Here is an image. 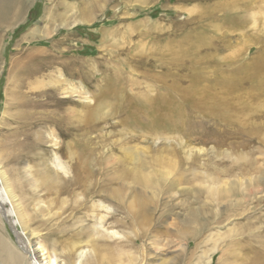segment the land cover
Here are the masks:
<instances>
[{
    "label": "rangeland",
    "instance_id": "obj_1",
    "mask_svg": "<svg viewBox=\"0 0 264 264\" xmlns=\"http://www.w3.org/2000/svg\"><path fill=\"white\" fill-rule=\"evenodd\" d=\"M24 1L0 26L18 229L58 264H264V0ZM69 153L100 163L80 213L49 182Z\"/></svg>",
    "mask_w": 264,
    "mask_h": 264
},
{
    "label": "bare ground",
    "instance_id": "obj_2",
    "mask_svg": "<svg viewBox=\"0 0 264 264\" xmlns=\"http://www.w3.org/2000/svg\"><path fill=\"white\" fill-rule=\"evenodd\" d=\"M25 5L26 3L24 0H0V26H4L8 22L10 14L17 18L19 13H21V11L24 9ZM16 7H18V9L15 13H13L12 11ZM65 90H67V92H73L69 88H65ZM153 125H155L156 127L161 126L157 121L154 122ZM68 157L70 160V163L68 165L64 163V161L57 162L56 167L58 170L54 174H49V182L53 185L51 187V190H53L55 194H73L74 199L69 203L68 208H70L71 211H74V213H80L84 208L87 207L88 202L93 198V196L98 193L96 190L100 185V181L95 178L99 174L98 170L100 169V163L96 157L85 158L80 154H76L75 156H71L70 154ZM144 170H146V168ZM136 171H140V169H137ZM140 175L141 172L139 174H136L134 178L136 181H140V183H143L140 179ZM76 189L80 190V193H74ZM80 194H82L83 199H78V196H81ZM64 203L65 201H62V204ZM94 207H96V205ZM0 215L7 223V225H9V228L14 234L16 242L18 244L12 245L0 234L1 264H58L57 257L50 253H47V251H45V249L41 245L35 247L26 236V233L18 229V220L16 217V213L10 201L8 192L3 185L1 177ZM192 216L194 215L192 214ZM62 222L63 219H61L58 224ZM115 235L116 233H114V236Z\"/></svg>",
    "mask_w": 264,
    "mask_h": 264
}]
</instances>
